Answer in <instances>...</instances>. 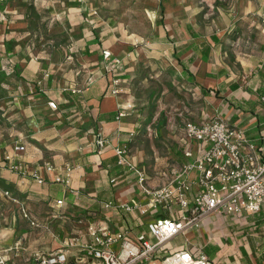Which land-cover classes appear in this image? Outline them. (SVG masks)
<instances>
[{
    "label": "rangeland",
    "instance_id": "1",
    "mask_svg": "<svg viewBox=\"0 0 264 264\" xmlns=\"http://www.w3.org/2000/svg\"><path fill=\"white\" fill-rule=\"evenodd\" d=\"M263 18L264 0H0V148L2 142L10 146L25 141L27 119L47 98L53 102L62 90L77 91L92 81L72 88L69 81L60 85L49 78L60 74L61 64L77 62L87 47L103 54V42L113 60L103 57L100 66L111 94L116 89L114 96L124 101L119 111L129 132L121 146L128 148L134 171L126 170L138 185L137 169L152 184H169L173 171L185 163L181 150L190 146L197 151L195 143L184 140L185 122L204 120L217 103L206 101L183 80L172 48L173 39L180 46L176 28L183 31L190 22L209 40L217 35L222 53L259 51L261 38L250 33L254 25L262 28ZM41 189L36 197L11 187L4 190L10 196L0 192V259L7 264H35L41 256L58 253L67 238L87 239L78 220L89 216L82 209L70 210L65 202L57 207L61 198ZM135 189L138 195L140 187ZM18 203L30 210L39 228L21 216ZM176 210L160 206L157 212L171 217ZM243 226L244 220L209 217L198 232L172 239L155 257L181 245L240 244Z\"/></svg>",
    "mask_w": 264,
    "mask_h": 264
},
{
    "label": "crops",
    "instance_id": "2",
    "mask_svg": "<svg viewBox=\"0 0 264 264\" xmlns=\"http://www.w3.org/2000/svg\"><path fill=\"white\" fill-rule=\"evenodd\" d=\"M254 26L252 29L254 32L250 33V37L261 38L259 51L250 48L249 52L222 53L223 47L219 44L217 35L209 40L197 32L200 35L199 41L210 45V54L206 59L196 55L192 63L189 60L193 56L192 51L179 57L183 64L188 65V73L192 77L189 80L186 79V72L179 67L183 80L194 85L206 101L211 99L217 102L213 109L206 112L207 118L204 120L221 115L230 126L243 129L247 139L258 146L264 159V29ZM213 37L218 38L216 43L212 41ZM183 43L185 42H180V45ZM253 45L255 44L252 43ZM100 46H103L104 51L107 50L103 42ZM79 58L77 62L61 64L64 69L60 70L58 76L51 74L50 82L57 84L59 81L61 85L69 81L68 84L71 83L73 88L78 86L79 82L86 83L88 79L92 81L76 92L72 90L67 93L65 89L62 93L55 94L53 100L58 105L57 109L49 108L50 101L47 98L44 107L32 111L33 114L27 119L28 136L21 143L25 146V152L18 158L20 164L28 172L38 169L48 183L38 185L31 177L22 179L5 168L6 155L11 154L13 147L18 143L9 146L8 142H2L0 192L11 187L21 194L36 197L40 195L41 187H44L46 194L61 198L65 206L70 205V210L82 209L85 212L83 215L87 216L90 212L96 214L103 221L107 219L110 226L113 224L118 228L121 225L122 229L124 227L130 230L132 235L137 237L143 232H148V222L155 218L170 216L161 217L162 214L157 210L151 212L150 216L143 217L137 213L102 209L107 202L115 204L132 200L146 202L148 198L140 189L139 194H135V187L139 188V185L136 184L134 177L129 175L130 170L127 171L126 166L118 164L116 149L125 143L129 129L127 119L119 118V110L123 108L124 101L111 94L108 76L103 74L104 67L100 66L103 60L102 51L87 47ZM234 85L237 87L233 89ZM100 138L107 139L104 148L97 145ZM181 152L184 158V151ZM67 164L75 166L76 169L71 176V188L66 189L59 183H53V180L56 174L64 173ZM48 165L55 168L52 174L45 170ZM148 184L152 187L162 185L151 182ZM16 205L19 208V205ZM261 210L258 214L245 217L224 215L231 217L232 220H244L247 225L243 226L245 232L253 227L248 233L243 231L240 244L227 245L225 248L223 243L221 245L217 242H205L204 245L195 248L200 249L216 264H264V205ZM0 230L2 233L1 225ZM198 231L188 233L194 234ZM180 247L185 245L177 247L176 250ZM170 254L173 253L166 252L164 257ZM233 258L235 260H232Z\"/></svg>",
    "mask_w": 264,
    "mask_h": 264
},
{
    "label": "built area",
    "instance_id": "3",
    "mask_svg": "<svg viewBox=\"0 0 264 264\" xmlns=\"http://www.w3.org/2000/svg\"><path fill=\"white\" fill-rule=\"evenodd\" d=\"M260 25L264 29V18ZM103 57L105 61L113 60V54L108 50L103 51ZM117 94L118 91L114 89L113 95ZM48 105L52 110L58 108L55 101ZM119 115V118L124 116L122 112ZM183 130L185 142L195 143L197 151L190 146L184 150V156L193 160L176 168L169 184L152 187L137 169L135 173L139 187L148 198L147 201L132 200L120 204L107 202L102 207L104 210L114 209L148 217L160 206L170 211L177 206L178 210L172 212L170 218H155L148 222V232L136 237L124 227L110 230L107 219L103 221L96 214L89 213V217L78 220L85 226L87 239L81 236L67 238L58 253L41 256L35 264H216L195 247H180L164 258L155 257V254L172 239L189 231L200 230L202 223L209 217L228 215L237 218L261 212L264 205V159L258 146L247 139L245 131L230 126L221 115L202 123L187 121ZM106 143L107 139L100 138L97 145L104 148ZM24 152V145H15L13 152L4 159V167L22 179L31 177L38 185L47 184L38 169L28 172L20 164L18 158ZM128 152L125 146L117 147L118 164L134 171ZM65 166L64 173L56 174L53 183H59L67 189L71 188V176L76 167L69 164ZM45 170L52 174L55 168L48 165ZM112 182L115 183L114 180ZM4 195L10 196V192ZM18 204L21 216L32 227L39 228V222L28 208ZM63 205L64 200H58L57 207ZM0 264L7 263L0 259Z\"/></svg>",
    "mask_w": 264,
    "mask_h": 264
},
{
    "label": "trees",
    "instance_id": "4",
    "mask_svg": "<svg viewBox=\"0 0 264 264\" xmlns=\"http://www.w3.org/2000/svg\"><path fill=\"white\" fill-rule=\"evenodd\" d=\"M164 10H165V8L162 7V13H164ZM165 18H166V16H165ZM175 31H177L179 41L180 42L184 41L185 43H183V45L176 46L175 40L174 39L172 40V42H174V45L172 47L174 49V56H175V59L177 60V64H179V66L183 69V71L186 72V74H187L186 79L189 80L192 77L188 73L189 72L188 67H187L188 65H186L185 63L183 64V62L180 61L179 57L183 56L188 51H192L191 55H193V56L191 58H189L190 63L193 62V60L196 58V55H201L202 59H206L207 55L210 54V52H211V47L207 43L199 41L200 35L197 33V31H195L193 29V26L191 25L190 22H187L185 24V29H183V31H180V29H177V28ZM212 41L214 43H216L218 41V38L213 37ZM236 87L237 86L234 85L233 89ZM184 158L186 159L185 163L193 160V158H188L185 156H184ZM256 214H258V213H256ZM258 222H261V221H258Z\"/></svg>",
    "mask_w": 264,
    "mask_h": 264
}]
</instances>
